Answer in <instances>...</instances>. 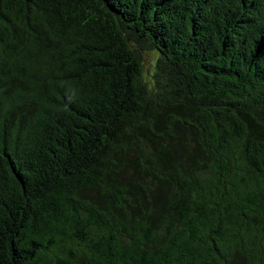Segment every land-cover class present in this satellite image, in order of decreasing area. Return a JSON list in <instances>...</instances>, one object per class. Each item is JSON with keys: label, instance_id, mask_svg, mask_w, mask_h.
Returning a JSON list of instances; mask_svg holds the SVG:
<instances>
[{"label": "trees", "instance_id": "obj_1", "mask_svg": "<svg viewBox=\"0 0 264 264\" xmlns=\"http://www.w3.org/2000/svg\"><path fill=\"white\" fill-rule=\"evenodd\" d=\"M0 264H264V0H0Z\"/></svg>", "mask_w": 264, "mask_h": 264}, {"label": "rangeland", "instance_id": "obj_2", "mask_svg": "<svg viewBox=\"0 0 264 264\" xmlns=\"http://www.w3.org/2000/svg\"><path fill=\"white\" fill-rule=\"evenodd\" d=\"M157 52L149 51L144 54V73L147 79H151L155 71Z\"/></svg>", "mask_w": 264, "mask_h": 264}, {"label": "water", "instance_id": "obj_3", "mask_svg": "<svg viewBox=\"0 0 264 264\" xmlns=\"http://www.w3.org/2000/svg\"><path fill=\"white\" fill-rule=\"evenodd\" d=\"M156 52V51H155Z\"/></svg>", "mask_w": 264, "mask_h": 264}]
</instances>
